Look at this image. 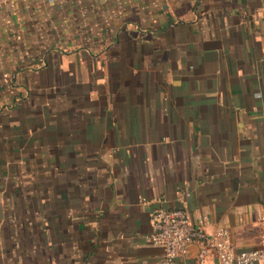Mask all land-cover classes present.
<instances>
[{
  "label": "crops",
  "instance_id": "1",
  "mask_svg": "<svg viewBox=\"0 0 264 264\" xmlns=\"http://www.w3.org/2000/svg\"><path fill=\"white\" fill-rule=\"evenodd\" d=\"M158 208L258 247L264 0H0V264H150Z\"/></svg>",
  "mask_w": 264,
  "mask_h": 264
},
{
  "label": "built area",
  "instance_id": "2",
  "mask_svg": "<svg viewBox=\"0 0 264 264\" xmlns=\"http://www.w3.org/2000/svg\"><path fill=\"white\" fill-rule=\"evenodd\" d=\"M147 242L161 250V255L150 264H183L188 246L198 244L196 264H204L211 254L216 264H264V211L258 218V247L247 252H235L224 228L206 232L204 217L191 220L179 209L154 210L149 218Z\"/></svg>",
  "mask_w": 264,
  "mask_h": 264
}]
</instances>
